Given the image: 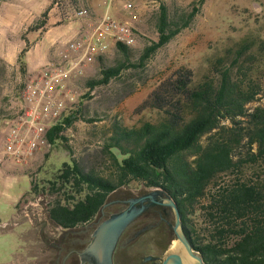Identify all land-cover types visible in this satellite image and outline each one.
I'll list each match as a JSON object with an SVG mask.
<instances>
[{"label": "rangeland", "instance_id": "obj_1", "mask_svg": "<svg viewBox=\"0 0 264 264\" xmlns=\"http://www.w3.org/2000/svg\"><path fill=\"white\" fill-rule=\"evenodd\" d=\"M106 1L0 0V264H22L25 258L35 264H58L56 250L49 242L56 234L55 223L48 217L47 199L41 190L51 186L65 162L76 161L86 173L116 180L117 169L105 148L106 140L115 124L139 127L163 117L165 109L156 107L151 99L156 89L172 90L169 85L181 75L194 83L218 80L231 66L235 77L253 78L261 86V93L249 107L264 106V0H112L117 18L128 16L126 4L137 12V43L128 55L113 46L96 56L82 76L70 79L69 91L75 99L68 102L64 117L65 121L73 117L71 123L66 122L58 132L51 151L17 162L4 151L3 142L8 119L16 117L22 106L26 83L48 63H58L69 40L99 22ZM162 3L172 20L195 6L200 9L188 27L139 65L144 49L159 39ZM84 9L87 13L80 15ZM55 38L59 39L56 43ZM246 46L248 50L236 64ZM119 65H123L121 72L109 83L88 87L89 80L102 77L103 66ZM203 140L207 141L208 135ZM250 175L245 173V177ZM144 188L134 180L117 187L108 199L128 192L133 195ZM74 190L68 187L63 190L67 194H54L52 200L61 198L67 203L68 194L77 196ZM19 195V202L12 206L10 200ZM203 203L205 200L189 210V219L198 227L206 226ZM30 228L41 236L37 246L41 256L35 262L28 253ZM131 255L130 251L124 258L125 264H135Z\"/></svg>", "mask_w": 264, "mask_h": 264}, {"label": "trees", "instance_id": "obj_2", "mask_svg": "<svg viewBox=\"0 0 264 264\" xmlns=\"http://www.w3.org/2000/svg\"><path fill=\"white\" fill-rule=\"evenodd\" d=\"M199 9L195 6L172 20L162 3L159 39L144 49L139 65L188 27ZM117 48L128 55L131 46ZM247 50V46L241 49L236 64ZM123 65L103 66L102 77L89 80L88 87L109 83ZM169 86L173 89L161 87L163 92L156 89L151 95L156 107L165 109L159 121L139 127L114 125L105 148L116 166V180L86 173L76 161L63 164L51 186L41 190L48 217L63 227L84 225L112 191L136 180L179 199L188 218L190 208L205 200L206 226L189 222L195 243L212 264H264V106L249 107L261 93L260 84L246 76L235 77L230 66L218 80L194 83L181 75ZM61 129L50 130L54 143ZM71 186L77 196L68 194L67 203L52 200Z\"/></svg>", "mask_w": 264, "mask_h": 264}, {"label": "built area", "instance_id": "obj_3", "mask_svg": "<svg viewBox=\"0 0 264 264\" xmlns=\"http://www.w3.org/2000/svg\"><path fill=\"white\" fill-rule=\"evenodd\" d=\"M106 7L98 23L67 42L58 63H48L26 83L22 106L16 117L8 119L10 125L3 142L4 151L17 162L54 148L49 132L55 126L65 127L64 112L68 102L75 99L69 91L70 79L82 76L96 56L113 46L137 43L138 14L132 5H125L128 16L124 18L112 14V0L106 1ZM86 13L85 9L79 12Z\"/></svg>", "mask_w": 264, "mask_h": 264}, {"label": "flooded vegetation", "instance_id": "obj_4", "mask_svg": "<svg viewBox=\"0 0 264 264\" xmlns=\"http://www.w3.org/2000/svg\"><path fill=\"white\" fill-rule=\"evenodd\" d=\"M156 188H144L140 192L108 199L100 211L83 228L77 230L55 224L56 234L49 240L56 250V262L61 264H97L95 258L86 254L96 228L105 219L129 206L128 201L140 197ZM173 202L174 205L171 203ZM145 211L125 229L114 253L115 264H125V257L131 251L135 264H196V256L191 255L186 244L180 239L183 233L195 255L209 262L195 243L189 218L179 202L168 191L162 189L156 201H147ZM113 209V211H111ZM179 247V248H178Z\"/></svg>", "mask_w": 264, "mask_h": 264}, {"label": "water", "instance_id": "obj_5", "mask_svg": "<svg viewBox=\"0 0 264 264\" xmlns=\"http://www.w3.org/2000/svg\"><path fill=\"white\" fill-rule=\"evenodd\" d=\"M161 190L162 188L153 190L140 197L130 199L128 201L129 206L126 209L112 214L100 223L93 233L90 244L85 250L86 254L93 256L97 264H115L114 253L121 235L130 223L145 211L147 205L144 203L147 201L155 202ZM171 203L174 205L173 202ZM180 239L186 244L190 254L196 256V264H207L200 255L193 254L192 247L183 233Z\"/></svg>", "mask_w": 264, "mask_h": 264}, {"label": "crops", "instance_id": "obj_6", "mask_svg": "<svg viewBox=\"0 0 264 264\" xmlns=\"http://www.w3.org/2000/svg\"><path fill=\"white\" fill-rule=\"evenodd\" d=\"M103 14L104 12L106 11L107 7H106V3L103 4ZM115 3L111 9V12L113 14V12L115 11ZM59 38V37H58ZM58 38H55L54 39V42L56 43L59 39ZM1 165V164H0ZM0 172H1V166H0ZM22 197V195H19L18 197H15L14 199H11V204L12 206H16L17 203L19 202L20 198ZM16 208V207H15ZM16 214V213H13V215ZM32 227V226H31ZM30 236H31V241L29 243V250H28V253H29V256H31L30 258H34V262H35V258L36 260L41 256V251L38 249V245L41 244V236H37L33 229L30 228ZM22 264H35L33 263V261H31V259H28V258H25L24 261L22 262Z\"/></svg>", "mask_w": 264, "mask_h": 264}, {"label": "bare ground", "instance_id": "obj_7", "mask_svg": "<svg viewBox=\"0 0 264 264\" xmlns=\"http://www.w3.org/2000/svg\"><path fill=\"white\" fill-rule=\"evenodd\" d=\"M179 248V247H178Z\"/></svg>", "mask_w": 264, "mask_h": 264}]
</instances>
